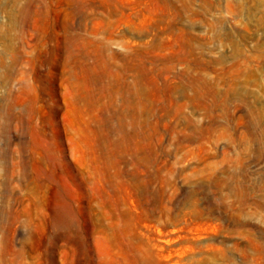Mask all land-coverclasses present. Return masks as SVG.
Segmentation results:
<instances>
[{
  "label": "rangeland",
  "instance_id": "374dc122",
  "mask_svg": "<svg viewBox=\"0 0 264 264\" xmlns=\"http://www.w3.org/2000/svg\"><path fill=\"white\" fill-rule=\"evenodd\" d=\"M0 264H264V0H0Z\"/></svg>",
  "mask_w": 264,
  "mask_h": 264
}]
</instances>
